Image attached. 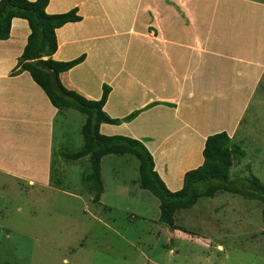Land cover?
<instances>
[{"label": "crops", "instance_id": "crops-1", "mask_svg": "<svg viewBox=\"0 0 264 264\" xmlns=\"http://www.w3.org/2000/svg\"><path fill=\"white\" fill-rule=\"evenodd\" d=\"M72 10L82 21L57 31L53 60L85 61L61 75L63 86L91 101L108 86L104 112L113 120L139 112L100 133L141 141L167 188L179 192L204 164L207 139L232 138L264 83V0H50L46 13ZM30 34L15 19L0 41V175L43 191L51 190L64 112L29 73L12 75Z\"/></svg>", "mask_w": 264, "mask_h": 264}, {"label": "rangeland", "instance_id": "rangeland-1", "mask_svg": "<svg viewBox=\"0 0 264 264\" xmlns=\"http://www.w3.org/2000/svg\"><path fill=\"white\" fill-rule=\"evenodd\" d=\"M258 92L233 133L245 153L233 180L264 182V83ZM85 121L74 110L56 121L51 190L0 175V264H264L260 201L229 193L202 199L176 216L190 235L182 236L160 223V202L140 188L139 162L127 155L103 159L105 194L95 204L83 183L87 159L60 155L81 150Z\"/></svg>", "mask_w": 264, "mask_h": 264}, {"label": "trees", "instance_id": "trees-1", "mask_svg": "<svg viewBox=\"0 0 264 264\" xmlns=\"http://www.w3.org/2000/svg\"><path fill=\"white\" fill-rule=\"evenodd\" d=\"M49 3L50 0H1L0 41L10 39L13 20L27 21L31 34L12 75L29 73L60 113L74 110L86 117L81 129V150L76 153L62 152L60 155L72 162L87 159L88 173L83 177V183L95 194V204L100 203L105 190L101 168L103 159L107 156L129 155L139 162L140 188L159 200V221L170 230L188 234L175 225L179 212L192 210L200 200L215 199L223 193L260 201L263 205L264 225V182L254 176L237 180L231 178L235 161L240 162L245 153L227 133L216 134L207 139L203 151L204 164L185 175L184 187L179 192H171L167 188L155 171L153 156L141 141L126 137H107L100 133L102 125L116 126L122 122H131L139 112L124 120H113L104 112L111 92L108 86H104L99 101L88 100L63 86L61 75L82 64L85 56L71 62L53 60L58 50L57 31L68 24L81 22L82 18L78 16L77 10L62 15H48L46 9Z\"/></svg>", "mask_w": 264, "mask_h": 264}]
</instances>
